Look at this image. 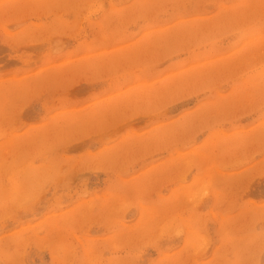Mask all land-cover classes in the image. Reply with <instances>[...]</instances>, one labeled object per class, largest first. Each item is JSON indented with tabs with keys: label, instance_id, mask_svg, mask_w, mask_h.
I'll return each instance as SVG.
<instances>
[{
	"label": "rangeland",
	"instance_id": "374dc122",
	"mask_svg": "<svg viewBox=\"0 0 264 264\" xmlns=\"http://www.w3.org/2000/svg\"><path fill=\"white\" fill-rule=\"evenodd\" d=\"M0 264H264V0H0Z\"/></svg>",
	"mask_w": 264,
	"mask_h": 264
},
{
	"label": "bare ground",
	"instance_id": "6f19581e",
	"mask_svg": "<svg viewBox=\"0 0 264 264\" xmlns=\"http://www.w3.org/2000/svg\"><path fill=\"white\" fill-rule=\"evenodd\" d=\"M12 137H14V136H12ZM15 137H17L16 135H15ZM19 137V136H18ZM9 138V137H8ZM11 139V138H10ZM9 140V139H8ZM52 216H54V215H52ZM57 217V216H56ZM55 218V217H54ZM48 219H50V217L48 218ZM52 220V219H51ZM49 221V220H48ZM56 221V220H55ZM58 222V221H57ZM52 223V222H51ZM50 223V224H51ZM54 223V222H53ZM57 224V223H56ZM62 227V226H61ZM60 228V227H59ZM62 229V228H61ZM8 259V258H7ZM9 261V260H8Z\"/></svg>",
	"mask_w": 264,
	"mask_h": 264
}]
</instances>
